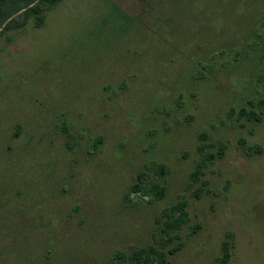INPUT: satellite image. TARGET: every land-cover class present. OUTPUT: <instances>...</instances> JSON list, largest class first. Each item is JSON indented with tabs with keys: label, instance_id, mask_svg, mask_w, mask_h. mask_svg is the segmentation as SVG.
<instances>
[{
	"label": "rangeland",
	"instance_id": "rangeland-1",
	"mask_svg": "<svg viewBox=\"0 0 264 264\" xmlns=\"http://www.w3.org/2000/svg\"><path fill=\"white\" fill-rule=\"evenodd\" d=\"M44 7L0 27V264H264V0Z\"/></svg>",
	"mask_w": 264,
	"mask_h": 264
},
{
	"label": "trees",
	"instance_id": "trees-1",
	"mask_svg": "<svg viewBox=\"0 0 264 264\" xmlns=\"http://www.w3.org/2000/svg\"><path fill=\"white\" fill-rule=\"evenodd\" d=\"M62 0H0V27L3 26L8 20H10L15 14L23 11V15L27 17L28 15L35 14L37 16L36 25L41 27L44 25L46 21L45 7L47 9L61 2ZM23 25L21 20L12 19L5 28L11 27H21ZM224 155V147L222 146V150L220 152V156ZM211 158H214V155H211ZM153 168L156 169V172L159 176H164L168 169L164 165L153 164ZM146 174L142 173L139 178V182L134 184L131 188V191L127 193L126 197L130 200L132 193H144L145 195H154L156 199L164 198L167 187L161 183H154L151 187H146L141 185V183L145 180ZM186 203L182 204V213L181 216L176 218L174 215L169 216L168 227L169 228H179L182 225L186 224L188 221V215L185 212ZM195 229H193L192 233H195ZM179 248L172 250L171 252L178 251ZM147 253L146 250H141L136 255H142ZM135 255V254H134ZM121 255L117 257L120 258ZM230 260V252L228 247H225L224 257L221 261V264H227ZM157 264H168L167 255L164 252L158 254Z\"/></svg>",
	"mask_w": 264,
	"mask_h": 264
}]
</instances>
